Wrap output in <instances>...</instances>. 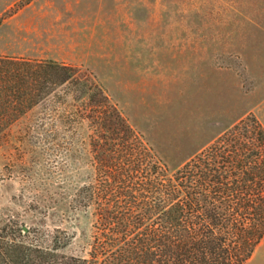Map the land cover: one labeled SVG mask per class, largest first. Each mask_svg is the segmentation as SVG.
Wrapping results in <instances>:
<instances>
[{"label": "rangeland", "instance_id": "374dc122", "mask_svg": "<svg viewBox=\"0 0 264 264\" xmlns=\"http://www.w3.org/2000/svg\"><path fill=\"white\" fill-rule=\"evenodd\" d=\"M0 54L95 76L171 168L264 123V0H0ZM77 99L68 81L0 135V228L59 230L83 256L95 218L73 198L95 165Z\"/></svg>", "mask_w": 264, "mask_h": 264}, {"label": "trees", "instance_id": "16d2710c", "mask_svg": "<svg viewBox=\"0 0 264 264\" xmlns=\"http://www.w3.org/2000/svg\"><path fill=\"white\" fill-rule=\"evenodd\" d=\"M90 122L95 176L73 204L92 211L83 256L70 237L7 224L0 264H246L264 239V123L239 119L177 168L95 76L52 59L0 54V135L66 82Z\"/></svg>", "mask_w": 264, "mask_h": 264}, {"label": "crops", "instance_id": "0c3cea01", "mask_svg": "<svg viewBox=\"0 0 264 264\" xmlns=\"http://www.w3.org/2000/svg\"><path fill=\"white\" fill-rule=\"evenodd\" d=\"M246 264H264V239Z\"/></svg>", "mask_w": 264, "mask_h": 264}, {"label": "water", "instance_id": "95a60500", "mask_svg": "<svg viewBox=\"0 0 264 264\" xmlns=\"http://www.w3.org/2000/svg\"><path fill=\"white\" fill-rule=\"evenodd\" d=\"M25 230L27 231V230H28V228H25Z\"/></svg>", "mask_w": 264, "mask_h": 264}]
</instances>
